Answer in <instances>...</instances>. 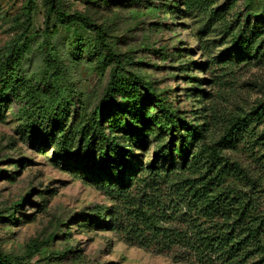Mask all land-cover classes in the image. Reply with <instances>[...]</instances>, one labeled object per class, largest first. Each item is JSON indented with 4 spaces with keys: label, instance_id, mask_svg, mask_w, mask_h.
I'll return each mask as SVG.
<instances>
[{
    "label": "trees",
    "instance_id": "16d2710c",
    "mask_svg": "<svg viewBox=\"0 0 264 264\" xmlns=\"http://www.w3.org/2000/svg\"><path fill=\"white\" fill-rule=\"evenodd\" d=\"M99 1L111 6L135 0ZM43 3L41 69L36 73L31 67L30 36L37 0H25L20 14L12 19L13 36L0 48V104L21 106L20 134L31 144L58 143L80 168L100 170L99 189L122 212L105 208L86 215L88 223L103 227L102 215L107 212L110 219L106 224L126 244L175 263L264 264V188L229 153L246 145L256 154V169L264 176V153L257 150L264 145V99L245 113L229 116L218 138L210 137L202 95L199 112L198 108L183 109L178 104V85L173 91L158 90L132 70L131 54L113 46L103 25L85 12L67 10L62 0ZM257 3L259 10L254 9ZM216 4L217 0H184L186 10L223 21L231 35L232 65L262 59L264 0H244V9L238 11H233V4ZM72 24L94 34L92 52L98 67L109 75L79 129L73 127L79 94L53 41L60 26ZM190 50L176 48L180 57ZM182 65L189 70L190 64ZM190 79L192 86L187 91H196L197 83ZM71 115L74 118L68 125ZM142 143H153L152 159L128 174L133 147ZM31 195L32 191L26 192L12 207L0 211V221L16 224L21 209L40 206ZM62 225L58 223L44 240L31 239L22 255L0 249V264H36L34 257L41 246L66 234ZM74 251L67 248L60 254Z\"/></svg>",
    "mask_w": 264,
    "mask_h": 264
},
{
    "label": "rangeland",
    "instance_id": "374dc122",
    "mask_svg": "<svg viewBox=\"0 0 264 264\" xmlns=\"http://www.w3.org/2000/svg\"><path fill=\"white\" fill-rule=\"evenodd\" d=\"M62 1L67 10L85 12L103 25L113 46L131 54V69L158 90L170 88L173 91L178 85L181 93L178 104L183 109L198 108L199 112L202 95L206 106L204 113L210 121V137L218 138L229 116L245 113L257 100L264 99V57L252 59L246 65H232L235 58L231 51V35L226 32L223 21L186 10L184 0H135L111 6L99 0ZM217 2L216 7L233 4V11L244 9V0ZM24 3L25 0H0V48L13 36L12 19L20 14ZM254 9L259 10V3ZM44 10L43 0H37L30 36L31 67L36 73L44 58L41 47ZM93 38L92 32L74 24L60 26L53 38L57 55L71 73L79 94L74 129L80 128L97 103L109 76L108 70L98 67L91 48ZM185 47L191 50L180 57L176 48ZM183 62L190 64L189 70H184ZM190 77L197 83L196 91H187L192 86ZM193 104L197 107H191ZM72 118L73 115L68 125ZM22 122L21 106L0 104V211L5 212L28 191H32L33 202L41 205L32 204L21 209L16 224L0 221V249L22 255L31 239L44 240L55 231L58 223H63L61 228L66 234L42 245L34 263L183 264L126 244L106 224L110 219L107 212L102 215L103 227L89 224L86 215H95L105 208L122 212L116 201L99 189L100 170L80 168L61 151L58 143L31 144L20 134ZM133 148L128 174L138 170L141 164L147 166L153 155V143L135 144ZM257 150L264 153V145ZM229 153L240 162L252 181L260 182L264 188V176L254 162L256 154L246 145ZM11 174L15 176L13 179ZM67 248L76 251L61 256L60 252Z\"/></svg>",
    "mask_w": 264,
    "mask_h": 264
}]
</instances>
